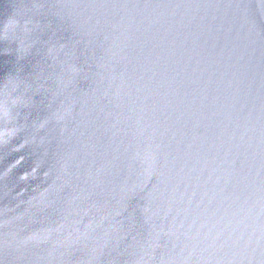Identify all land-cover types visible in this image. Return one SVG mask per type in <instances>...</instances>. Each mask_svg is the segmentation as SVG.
I'll list each match as a JSON object with an SVG mask.
<instances>
[{"label":"water","instance_id":"95a60500","mask_svg":"<svg viewBox=\"0 0 264 264\" xmlns=\"http://www.w3.org/2000/svg\"><path fill=\"white\" fill-rule=\"evenodd\" d=\"M0 264H264V0H0Z\"/></svg>","mask_w":264,"mask_h":264}]
</instances>
